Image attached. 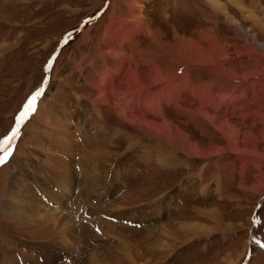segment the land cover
<instances>
[{
    "label": "rangeland",
    "instance_id": "obj_1",
    "mask_svg": "<svg viewBox=\"0 0 264 264\" xmlns=\"http://www.w3.org/2000/svg\"><path fill=\"white\" fill-rule=\"evenodd\" d=\"M100 49L128 57L122 75L169 77L133 86L124 110L107 114L94 96L120 73ZM5 151L0 264H264V0H0ZM25 191L47 209L27 210ZM130 209L142 228L101 219Z\"/></svg>",
    "mask_w": 264,
    "mask_h": 264
},
{
    "label": "bare ground",
    "instance_id": "obj_2",
    "mask_svg": "<svg viewBox=\"0 0 264 264\" xmlns=\"http://www.w3.org/2000/svg\"><path fill=\"white\" fill-rule=\"evenodd\" d=\"M113 25V24H112ZM115 25V24H114ZM111 34V33H110ZM110 48H112V47H110ZM101 50V49H100ZM105 50H109L108 49V47H105ZM105 50H101L102 52H101V54L103 55V57H105L106 56V59L108 60V64H109V66L113 69V72H114V74L116 73V72H118V73H120V80H119V78L116 80V82H117V84L116 85H114L113 87L112 86H110L111 87V93L109 92V88H105V87H102V89H100V90H98V94L96 95V97L94 96V103L95 104H97L99 107H100V109L101 110H104V107H106L107 108V111H106V113L108 114V112H110L111 114H114L115 113V110H117L118 112H119V110L117 109V106L119 105V106H121L122 107V109L124 110V106H126V101H124L123 100V97H125V95H127V94H129L128 92L129 91H133V86H139V85H141V86H143V88L145 87V90H150V89H152V87H150L151 85H153L154 83H160L161 81H163V80H165V79H167L168 77H169V75L168 74H165V73H163V74H161L160 75V77L158 78V79H155V78H152L150 75H147V77L146 78H144L143 77V75H142V73L141 72H139V70H134V69H129V67H128V73H123L124 75H122L121 74V72H122V65L124 64V59H121V58H123V54H120V53H115V52H106ZM110 51H112L111 49H110ZM106 53H109V54H106ZM112 53H115L114 55L112 54ZM100 54V55H101ZM116 55V56H115ZM102 57V58H103ZM127 59H128V57H127ZM127 59H125V60H127ZM130 59V58H129ZM104 60V59H103ZM127 62H128V60H127ZM129 63H130V61H129ZM103 64H105V62L103 63ZM106 65V64H105ZM108 66V67H109ZM124 66V65H123ZM125 67H126V62H125ZM155 68H157V67H155ZM126 69V68H125ZM227 69V68H226ZM228 71V70H227ZM230 71V70H229ZM127 72V71H126ZM157 72H155L154 74H156ZM129 74H131V77H129ZM258 74V73H257ZM126 77H128V78H131L132 80H128V78L126 79ZM233 77V76H232ZM239 76H237V78H238ZM246 77H248V76H246ZM121 78H123V79H121ZM230 79V78H229ZM115 81H113V83H114ZM104 80H102V77H100L99 78V80L96 82V87H99V86H103L104 85ZM102 84V85H101ZM135 84V85H134ZM105 86V85H104ZM137 88V87H136ZM135 88V89H136ZM148 91L146 92V94L148 93ZM90 98H92V96H89ZM146 97V96H145ZM145 97H143V101L144 102H146V101H148V99H146ZM143 102V103H144ZM147 105V104H146ZM115 109V110H114ZM100 110V111H101ZM110 110H114V113H112ZM117 111H116V113L115 114H118L117 113ZM132 112H133V110H132ZM102 113V112H101ZM106 114V115H107ZM124 114V113H123ZM104 116V115H103ZM108 116V115H107ZM114 116V115H113ZM105 117V116H104ZM127 117V116H126ZM105 118H107V117H105ZM121 119H122V117H121ZM122 122H123V124H124V122L125 123H127V124H125L126 126H135L134 124H135V121H136V118H133V119H127V120H124V119H122L121 120ZM147 123L148 122H146V121H141V124H139V128H141V130L140 129H138L137 130V132H140L143 136H149V137H151V134H146V133H143L144 132V130H146V128H147ZM149 124V123H148ZM153 125V124H152ZM155 126H157L156 124H154ZM150 127H151V124H150ZM161 127V126H160ZM127 131V130H126ZM153 136H154V134H153ZM155 137H158V138H161V136L159 135V134H156L155 135ZM63 138V137H62ZM160 140H162V139H160ZM63 144H65V145H67L66 143H63ZM63 150V149H62ZM52 161V160H51ZM46 166V165H45ZM52 166V165H51ZM50 168V167H49ZM54 168H56V167H54ZM54 168H53V170H54ZM62 168V167H61ZM64 168V167H63ZM65 168L67 169V165L65 166ZM56 170V169H55ZM69 170V169H68ZM72 174V173H71ZM94 174H96V173H94ZM98 175H99V172L97 173V175L96 176H93V177H90V178H88V184H89V186H90V188H92L93 189V191H95V187L97 186V184H98V182H97V178H98ZM76 177V176H75ZM19 180V179H18ZM16 181L15 183L16 184H18L20 181ZM66 181L68 180V177L65 179ZM73 180V179H72ZM25 181H22V183H24ZM22 183H21V185H22ZM66 184H67V182H66ZM69 185V184H68ZM103 186H105V184L103 185ZM16 189V188H15ZM72 190H73V188H72ZM18 191V190H17ZM23 191V190H22ZM65 191V190H64ZM92 191V192H93ZM14 193H15V195H17L18 194V192H13L12 194L14 195ZM24 194H25V196L24 197H22V199H21V201L23 202V201H26V203H28V208H27V210L29 209V207H30V209H31V212H38V211H45V209H47V208H44L45 206H43L42 204L43 203H41V201H40V199H38L37 198V196L34 194V192H29V191H25L24 192ZM12 197V196H11ZM20 199V198H19ZM12 202V201H11ZM19 202H20V200H19ZM25 203V202H24ZM41 203V208L40 207H36V204H40ZM47 207V206H46ZM39 208V209H38ZM31 214V213H30ZM41 216H43V215H41ZM181 225V224H180ZM184 225V224H183ZM195 227V226H194ZM187 227L185 226V229H186ZM179 230H182V229H184V226L183 227H179L178 228ZM176 231H177V229H176ZM159 233L160 234H163V236L164 237H171V236H174L175 235V232L173 233L172 231L170 232V230L166 227V228H162V229H160V231H159ZM120 234V233H119ZM123 235V234H122ZM119 236H121V235H119ZM162 237V236H161ZM176 237H178L177 235H176ZM187 237V236H186ZM163 238V237H162ZM121 239L122 240H124V241H126L127 242V240L125 239V238H123L122 236H121ZM178 239V238H177ZM158 242H161L160 240L158 241ZM127 246V245H126Z\"/></svg>",
    "mask_w": 264,
    "mask_h": 264
},
{
    "label": "crops",
    "instance_id": "obj_3",
    "mask_svg": "<svg viewBox=\"0 0 264 264\" xmlns=\"http://www.w3.org/2000/svg\"><path fill=\"white\" fill-rule=\"evenodd\" d=\"M120 39H122V42H123V44H124V46H125V43H128L129 44V46H132V43H130L129 41H128V39L125 37V35H122V37L120 38ZM140 59V58H139ZM146 62V60H145V58L143 59V62H141L140 61V65H144V67H146L145 66V63ZM192 65L194 66V65H196V63H192ZM184 68H185V66H183V67H181V68H179L178 69V71L176 72L178 75H181L182 73H183V70H184ZM192 69H194V68H192ZM203 69V68H202ZM182 83H183V86L185 87L186 85H185V82H183L182 81ZM247 83V81H245V83L244 84H246ZM236 92H238V93H240V92H243V89H241V88H239V89H236ZM236 92H233L234 94L236 93ZM246 91H244L243 93H245ZM233 93H231V94H233ZM187 94H189V93H187ZM191 95V94H190ZM212 95V94H211ZM219 95V94H218ZM229 94H226V96H222V95H220V96H222V97H227ZM185 96V95H184ZM178 97V96H177ZM191 97H192V95H191ZM177 99V98H176ZM181 98H179L178 99V101L176 102V103H179V100H180ZM183 100H186L185 98L183 99ZM176 101V100H175ZM175 101L174 102H172V103H175ZM181 101V100H180ZM174 104V107L175 108H177V109H180L179 107H177V106H175V105H177V104ZM162 104V103H161ZM170 106V105H169ZM166 107H168V106H166ZM162 110H163V108H161ZM164 112H165V110H163ZM181 111V110H180ZM178 122H180V123H183L182 121H180V120H178ZM187 124H188V122H187ZM186 124V125H187ZM184 125V124H183ZM121 213L122 212H120V216H117V217H115V216H112V215H108V214H102L101 215V219L102 220H104V221H108V222H112V223H114V224H119V225H122V226H124V225H127V226H129V227H133V228H142V225H140L137 221H136V217L133 215V214H131V209L130 210H128L127 212H124V213H122L123 214V216L121 215ZM145 217H146V221H148V220H151L152 219V211H146L145 212ZM154 215H156V214H154ZM153 215V216H154ZM121 218V219H120ZM130 219L131 221H126L127 219ZM96 220V219H95ZM95 220H89V221H87V225L91 228L92 227V229L94 230V232L97 234V235H99V237H103V236H108V235H105V234H102V231H101V229L99 228V225H98V223H96V221ZM95 221V222H94ZM146 226H148V224H145ZM144 225V226H145ZM103 230V229H102Z\"/></svg>",
    "mask_w": 264,
    "mask_h": 264
},
{
    "label": "snow or ice",
    "instance_id": "obj_4",
    "mask_svg": "<svg viewBox=\"0 0 264 264\" xmlns=\"http://www.w3.org/2000/svg\"><path fill=\"white\" fill-rule=\"evenodd\" d=\"M70 38H71V33H69L67 36H65L64 42L67 43ZM55 59H56V54L54 53L53 56L50 58L48 64L45 66L46 72H48L51 69ZM42 91H43V89L37 90L27 100V103L23 106V111H21L19 113V115L16 117V127L13 128L11 136L5 140V142H4L5 144H8L11 140L16 139L17 136L20 134L19 129H20L22 122H24L25 118L29 116V113L34 111L36 104H37V99L42 95ZM9 155H10V153L8 151H5L4 154L2 156H0V164H3L8 159ZM262 246H264V245H262Z\"/></svg>",
    "mask_w": 264,
    "mask_h": 264
}]
</instances>
